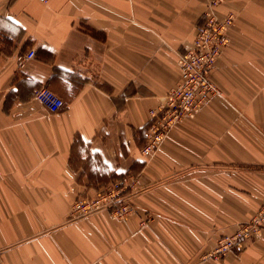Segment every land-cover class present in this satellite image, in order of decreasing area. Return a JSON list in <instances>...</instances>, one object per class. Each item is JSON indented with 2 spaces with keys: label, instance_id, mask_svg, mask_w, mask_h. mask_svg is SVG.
<instances>
[{
  "label": "crops",
  "instance_id": "obj_1",
  "mask_svg": "<svg viewBox=\"0 0 264 264\" xmlns=\"http://www.w3.org/2000/svg\"><path fill=\"white\" fill-rule=\"evenodd\" d=\"M204 9L0 0V264H264V226L241 254L205 258L264 204V0L221 2L234 20L209 74L219 93L140 154ZM41 86L57 113L35 99ZM129 174L126 220L71 218L78 196Z\"/></svg>",
  "mask_w": 264,
  "mask_h": 264
},
{
  "label": "built area",
  "instance_id": "obj_2",
  "mask_svg": "<svg viewBox=\"0 0 264 264\" xmlns=\"http://www.w3.org/2000/svg\"><path fill=\"white\" fill-rule=\"evenodd\" d=\"M222 1L205 0L203 21L195 28L192 47L180 54L178 59V84L165 95L157 108L148 111L150 124L144 134L145 143L140 149L143 157L152 156L177 122L197 114L211 95L219 93L209 79V74L221 48L228 41L227 30L234 20L232 13L222 17L217 15L216 9ZM34 56V51L18 55L15 58L16 66L23 68ZM34 97L51 113H57L63 105L62 100L45 86L38 88ZM135 181L136 176L129 174L120 180H111L106 187L92 194L78 196L71 207V218H83L107 211L112 219L126 220L133 213L126 195ZM263 226L264 204L233 234L221 237L205 258L215 261L228 254H241L247 242L256 237Z\"/></svg>",
  "mask_w": 264,
  "mask_h": 264
},
{
  "label": "rangeland",
  "instance_id": "obj_3",
  "mask_svg": "<svg viewBox=\"0 0 264 264\" xmlns=\"http://www.w3.org/2000/svg\"><path fill=\"white\" fill-rule=\"evenodd\" d=\"M123 178V177H122ZM122 178H119L118 176L117 177H112V178H109V180L107 181V182H105L103 185H100L99 187H100V189L99 190H101V189H103L104 187H106L107 186V184L111 181V180H120V179H122ZM108 179V178H107ZM106 179V180H107ZM98 187V186H97ZM97 189V190H98Z\"/></svg>",
  "mask_w": 264,
  "mask_h": 264
},
{
  "label": "bare ground",
  "instance_id": "obj_4",
  "mask_svg": "<svg viewBox=\"0 0 264 264\" xmlns=\"http://www.w3.org/2000/svg\"><path fill=\"white\" fill-rule=\"evenodd\" d=\"M218 15V14H217Z\"/></svg>",
  "mask_w": 264,
  "mask_h": 264
}]
</instances>
